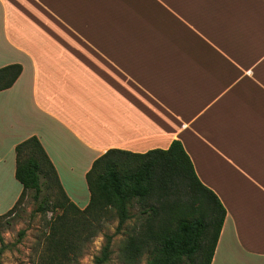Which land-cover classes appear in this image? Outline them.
I'll use <instances>...</instances> for the list:
<instances>
[{
  "label": "crops",
  "instance_id": "obj_1",
  "mask_svg": "<svg viewBox=\"0 0 264 264\" xmlns=\"http://www.w3.org/2000/svg\"><path fill=\"white\" fill-rule=\"evenodd\" d=\"M0 215L37 136L67 195L109 149L180 140L226 209L211 264H264V0H0ZM76 183H79L77 186Z\"/></svg>",
  "mask_w": 264,
  "mask_h": 264
},
{
  "label": "trees",
  "instance_id": "obj_2",
  "mask_svg": "<svg viewBox=\"0 0 264 264\" xmlns=\"http://www.w3.org/2000/svg\"><path fill=\"white\" fill-rule=\"evenodd\" d=\"M20 63L0 68V91L10 88L22 73ZM16 178L23 186L20 197L0 225L16 213L26 197L35 210L52 212L44 232L41 264H66L71 254L96 235L97 223L111 213L118 220L117 231L134 217L131 208L139 205L140 223L130 230L122 254L129 263H138L147 254L146 264H211L226 209L217 195L197 177L194 165L180 140L167 149L135 153L109 149L87 172L90 200L80 208L67 195L47 152L37 136L19 142ZM93 264H107L111 235ZM7 245H0V263Z\"/></svg>",
  "mask_w": 264,
  "mask_h": 264
},
{
  "label": "rangeland",
  "instance_id": "obj_3",
  "mask_svg": "<svg viewBox=\"0 0 264 264\" xmlns=\"http://www.w3.org/2000/svg\"><path fill=\"white\" fill-rule=\"evenodd\" d=\"M78 186L79 183H76ZM36 204L29 196L26 197L22 206L16 213L6 217L0 225V245L3 242L7 245L0 264H41V256L44 252L43 234L48 228V221L52 212H38ZM142 208L134 205L131 218L123 227L117 231L118 220L106 214L100 223H97L99 230L91 239L86 240L80 251L71 254L72 259L66 264H93L95 256L99 255L107 241L106 235H111L110 257L107 264H146L148 260L145 254L138 263L127 262L122 254L126 236L133 227L138 226L140 220L138 214Z\"/></svg>",
  "mask_w": 264,
  "mask_h": 264
}]
</instances>
